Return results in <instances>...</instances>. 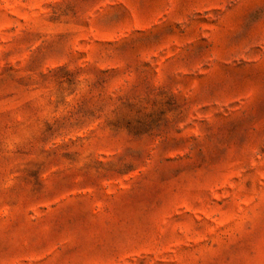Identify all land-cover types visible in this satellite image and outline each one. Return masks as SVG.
I'll list each match as a JSON object with an SVG mask.
<instances>
[{
	"label": "rangeland",
	"instance_id": "obj_1",
	"mask_svg": "<svg viewBox=\"0 0 264 264\" xmlns=\"http://www.w3.org/2000/svg\"><path fill=\"white\" fill-rule=\"evenodd\" d=\"M0 264H264V0H0Z\"/></svg>",
	"mask_w": 264,
	"mask_h": 264
}]
</instances>
